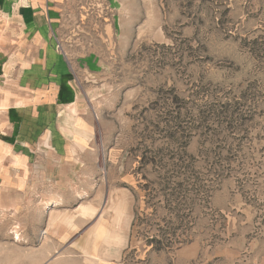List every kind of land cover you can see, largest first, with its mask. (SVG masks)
Listing matches in <instances>:
<instances>
[{
    "label": "rangeland",
    "instance_id": "1",
    "mask_svg": "<svg viewBox=\"0 0 264 264\" xmlns=\"http://www.w3.org/2000/svg\"><path fill=\"white\" fill-rule=\"evenodd\" d=\"M55 24L77 109L24 131L21 192L0 179V264H264V0H67Z\"/></svg>",
    "mask_w": 264,
    "mask_h": 264
},
{
    "label": "crops",
    "instance_id": "2",
    "mask_svg": "<svg viewBox=\"0 0 264 264\" xmlns=\"http://www.w3.org/2000/svg\"><path fill=\"white\" fill-rule=\"evenodd\" d=\"M66 1L0 0V114L8 113L12 119L6 124L0 122V179L4 186L15 192L22 191L20 186L25 178L23 171L18 170V164L29 161L19 154L17 148L20 144H28L24 131L33 130L37 134L36 138L47 131L51 142L52 131L61 130L62 125L58 120L62 117L61 113L66 111L63 104L68 100L75 101L70 104L74 106L77 101L75 89L72 90L68 84L70 80L66 72V59L56 50L54 38L56 19L60 18L61 8ZM23 51L29 52V60L21 59ZM24 64L27 69L32 67L27 70V80L33 83L30 86V97L21 101L20 106L19 98L15 97L4 107L3 81L12 78L18 67ZM75 107L77 109L76 105ZM3 125H10L6 126L11 130L9 136L3 135ZM65 125L70 130L71 124ZM80 125L82 124L74 125L71 129L78 131L85 126ZM85 128L87 129V125ZM74 135L76 139L80 138L85 142L82 135L75 132ZM59 136L62 138L61 133ZM14 149L16 150L13 151ZM58 158L62 162V156L59 155ZM108 240L119 247L125 243V238L115 232L113 238Z\"/></svg>",
    "mask_w": 264,
    "mask_h": 264
},
{
    "label": "bare ground",
    "instance_id": "3",
    "mask_svg": "<svg viewBox=\"0 0 264 264\" xmlns=\"http://www.w3.org/2000/svg\"><path fill=\"white\" fill-rule=\"evenodd\" d=\"M82 213H84V212H82ZM99 230V229H98ZM100 236V233H99V231H98V237Z\"/></svg>",
    "mask_w": 264,
    "mask_h": 264
}]
</instances>
